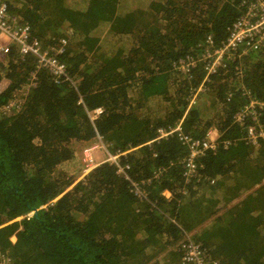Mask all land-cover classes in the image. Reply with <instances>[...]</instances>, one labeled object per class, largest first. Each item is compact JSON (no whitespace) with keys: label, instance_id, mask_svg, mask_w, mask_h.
I'll list each match as a JSON object with an SVG mask.
<instances>
[{"label":"trees","instance_id":"obj_1","mask_svg":"<svg viewBox=\"0 0 264 264\" xmlns=\"http://www.w3.org/2000/svg\"><path fill=\"white\" fill-rule=\"evenodd\" d=\"M1 1L11 28L26 25L76 89L54 84L13 43L0 55V224L24 217L14 244L11 224L0 229V252H26L15 264H177L186 232L207 264H264V144L246 143L249 121L233 120L243 88L264 100V46L206 80L201 60L242 0ZM186 58L188 75L177 68ZM21 90L24 104L8 107ZM179 121L192 138L216 131L199 180L183 178L176 137H158ZM96 136L138 192L105 161L59 197L73 182L57 168L74 159L71 143Z\"/></svg>","mask_w":264,"mask_h":264},{"label":"built area","instance_id":"obj_2","mask_svg":"<svg viewBox=\"0 0 264 264\" xmlns=\"http://www.w3.org/2000/svg\"><path fill=\"white\" fill-rule=\"evenodd\" d=\"M241 5L244 8V12L231 23L222 44L214 48L209 36L205 41L204 51L201 56L205 71L204 80L209 74L217 72L218 67L225 69L226 65L224 63L226 61L235 57L239 59L241 56L264 45V0H242ZM8 19L6 4L0 0V53L7 54L9 44L13 42L18 46L20 56H31L35 61L36 68L47 70L54 83H67L75 87L64 64L50 52L41 50L36 40L27 38V26L23 25L18 30L12 29ZM64 45H66L65 40L60 39L56 51H61ZM194 65V61L191 58H186L178 61L177 68L185 75H188L190 68H193ZM242 96L245 98V102L236 110L233 120L239 125H245L247 120L250 122L245 127L246 143L252 146H258L260 143L264 144V122L260 121L262 109H264V100L258 99L245 88L242 89ZM194 98L195 94L192 95L190 103L193 102ZM12 104L19 106V102L14 99L8 107ZM157 133L159 137H167L173 134L180 144L186 148L187 156L182 161L184 175L186 178L198 180L200 175L196 160L203 157L206 152L216 148V131L208 130L204 137L200 139L192 138L182 132L181 125L178 123L172 129L159 128ZM89 150H85L87 159L90 157V154H87ZM110 159L117 165L115 157H110ZM118 171L124 174V177L128 180L121 168L118 167ZM131 186L138 192L134 183H131ZM180 246L182 252L181 264H202L204 254L199 246L193 243L188 236L182 239ZM3 260L7 261V258L0 253V264H6L3 263Z\"/></svg>","mask_w":264,"mask_h":264},{"label":"clouds","instance_id":"obj_3","mask_svg":"<svg viewBox=\"0 0 264 264\" xmlns=\"http://www.w3.org/2000/svg\"><path fill=\"white\" fill-rule=\"evenodd\" d=\"M62 39V38H61ZM65 40V39H64ZM65 42H66V40H65ZM13 43V42H12ZM11 43V44H12ZM11 44H9V45H11ZM14 44V43H13ZM264 46V45H263ZM262 46V47H263ZM262 47H260V48H262ZM57 48V47H56ZM259 48V49H260ZM63 49V46H62V48H61V50ZM46 51V50H45ZM48 52H50V50L48 51ZM53 52V51H52ZM56 52H60V51H56ZM51 53V52H50ZM0 55H5V54H2V53H0ZM54 55V54H53ZM54 57L58 60V58L54 55ZM60 61V60H59ZM61 62V61H60ZM62 63V62H61ZM64 64V63H63ZM64 66H65V64H64ZM35 68H36V66H35ZM37 69V68H36ZM65 69H66V66H65ZM45 70V69H44ZM47 71V70H46ZM66 71H67V69H66ZM48 72V71H47ZM182 72V71H181ZM49 73V72H48ZM67 73H68V71H67ZM183 73V72H182ZM69 75V77L71 78V76H70V74H68ZM33 76V77H32ZM49 76H50V73H49ZM50 78H51V76H50ZM33 80H34V74L32 73L31 75H30V84H32L33 83ZM52 80V79H51ZM71 80H72V78H71ZM73 81V80H72ZM53 82V81H52ZM54 83V82H53ZM74 83V82H73ZM54 84H56V83H54ZM59 85L60 84H65V85H67V86H69V87H71V88H73V89H76V87H72V86H70V85H68L67 83H58ZM74 86H75V84H74ZM18 93L20 94V99L19 98H17L16 100L19 102V105H21V104H24V101H25V97H26V95H25V91H23V90H21V91H18ZM254 95V94H253ZM255 96V95H254ZM260 100H262V99H260ZM101 111L102 110H100V109H96L95 110V114H99V113H101ZM91 119H93V117H91ZM260 121L261 122H264V121H262V116L260 117ZM235 122V121H234ZM178 123H180V125H181V121H179ZM177 123V124H178ZM236 123V122H235ZM250 123V122H249ZM176 124V125H177ZM236 124H238V123H236ZM175 125V126H176ZM239 125V124H238ZM247 125V124H246ZM174 126V127H175ZM240 126H244V125H240ZM173 127V128H174ZM172 129V128H171ZM182 129V128H181ZM158 130V129H157ZM210 130H214V129H210ZM158 134V133H157ZM172 135V134H171ZM186 135V134H185ZM158 137H159V135H158ZM191 137V136H190ZM96 138V141H97V145H95V144H93V140H94V138L93 139H91L90 141H88V142H72V143H90L91 141H92V143L88 146V147H86V149H83L82 150V153H81V167L82 168H84L83 169V172H82V176H79V178L77 179V178H75V179H77L76 181H74L75 179H72L71 178V180L73 181L70 185H69V187L59 196V197H61L65 192H67V191H69V190H71L72 189V187H73V185L76 183V182H78L79 180H81L92 168H94L95 166H97V165H99L100 163H102V162H105V161H111L112 163H114L111 159H110V157H115V159H116V163H118L117 162V157L116 156H111V155H109L108 153H107V151L105 150V146L102 144V142H101V140H100V138L98 137V136H96L95 137ZM159 138H161V137H159ZM165 138V137H164ZM95 141V140H94ZM179 142V141H178ZM71 143V144H72ZM180 143V142H179ZM181 145V144H180ZM182 146V145H181ZM184 147V146H183ZM254 147H257V146H254ZM185 148V147H184ZM73 149V148H72ZM88 149H90L89 151H87V154H90V153H92V155H93V158L95 159V160H93L92 158H91V154H90V157H89V159H87V156H85V150H88ZM186 149V148H185ZM74 151V150H73ZM97 151H103V152H101V157L100 158H95L96 156H97ZM187 151V150H186ZM210 151H212V150H210ZM102 155H103V157H102ZM79 155H77V157H78ZM186 156H187V154H186ZM186 156H185V158H186ZM76 158V153H75V151H74V159ZM102 158V159H101ZM184 158V159H185ZM202 157H200V158H198L197 160H196V163L201 159ZM74 159H72V160H74ZM104 159V160H103ZM183 159V160H184ZM72 160H70V161H72ZM85 160H88V161H85ZM98 160H100L99 162H97ZM70 161H67V162H64V163H62V164H60L57 168H61L62 169V167H63V165L65 164V163H68V162H70ZM115 164V163H114ZM116 165V164H115ZM116 167H119V165L117 164L116 165ZM120 168V167H119ZM182 168H183V164H182ZM118 173H120V174H122L121 172H119L118 171ZM198 173H199V166H198ZM123 175V177H124V174H122ZM199 175H200V177H201V174L199 173ZM183 178L186 180V181H188V180H190V178H186L185 177V175H184V168H183ZM124 179L128 182V184H130L131 185V181H129V180H127L125 177H124ZM200 179V178H199ZM198 179V180H199ZM195 180H197V179H195ZM212 182V181H211ZM58 197V198H59ZM34 214V212H29L28 214H27V216H31V215H33ZM24 217H22V216H20V217H17V218H15V219H13V220H11V221H9V222H4V223H1L0 224V227L3 225V224H11V225H14L15 224V226H14V228H13V230H14V233H12L11 232V234L15 237V232H16V230H18L19 229V223H20V221L23 219ZM205 225H207V222H205L202 226H205ZM10 234V235H11ZM9 235V236H10ZM9 236H8V239H9ZM185 236H188L189 238H190V240L193 242V243H195V244H197L198 246H199V248L202 250V252H203V254H204V258H203V262H202V264H207L208 263V257H207V254H206V252L204 251V249L198 244V243H196V242H194V240L192 239V234L191 233H186V232H183V235H182V237H181V239H180V241H179V243H178V251H179V260H178V263L177 264H181V259H182V252H181V246H180V244H181V241H182V239L185 237ZM15 240H16V238H15ZM8 242L10 243V241L8 240ZM11 244V243H10ZM14 244V243H13ZM12 245V244H11ZM2 255H4L6 258H7V261H6V264H15V262H16V255H17V253L15 252L14 253V255H11L10 253H9V251H7V250H4V251H2V252H0ZM189 264H193V263H189Z\"/></svg>","mask_w":264,"mask_h":264},{"label":"rangeland","instance_id":"obj_4","mask_svg":"<svg viewBox=\"0 0 264 264\" xmlns=\"http://www.w3.org/2000/svg\"><path fill=\"white\" fill-rule=\"evenodd\" d=\"M95 140V141H94ZM93 140V144L97 145V141H96V138H94ZM92 143V141L90 143H72L71 144V147L73 148V150L75 151L76 153V158L68 163H65L62 167V169L66 172L67 176L72 178V179H75V178H79V176H82V172H83V169L81 167V153H82V150L83 149H86V147H88L90 144ZM101 152L103 151H97V156H100L101 155ZM91 154V158L93 160H95L93 158V155L92 153ZM77 155H79L77 157ZM103 157V155H102ZM102 159V158H101ZM104 160V159H103ZM100 160H98L97 162H99ZM77 178V179H78ZM77 179H75L74 181H76ZM165 196H168V194H165ZM9 240V239H8ZM6 248V247H5ZM25 256L26 255V252H22V253H18L16 255L17 256ZM36 260V259H35ZM26 261V259H24V262ZM3 263H6L5 260H3ZM20 264H24L23 261L20 263ZM41 264H48L47 262H45L43 259L41 261Z\"/></svg>","mask_w":264,"mask_h":264},{"label":"crops","instance_id":"obj_5","mask_svg":"<svg viewBox=\"0 0 264 264\" xmlns=\"http://www.w3.org/2000/svg\"><path fill=\"white\" fill-rule=\"evenodd\" d=\"M238 125V124H237ZM238 126H240V125H238ZM101 157V155L100 156H96L95 158H100ZM7 226H9L8 224H3L1 227H0V229H3V228H5V227H7ZM14 226H15V224L14 225H11V227H13L14 228ZM15 229V228H14ZM9 241H10V243L11 244H13L14 242H15V237L13 236V235H10L9 236Z\"/></svg>","mask_w":264,"mask_h":264},{"label":"bare ground","instance_id":"obj_6","mask_svg":"<svg viewBox=\"0 0 264 264\" xmlns=\"http://www.w3.org/2000/svg\"><path fill=\"white\" fill-rule=\"evenodd\" d=\"M59 45V43L56 45V47Z\"/></svg>","mask_w":264,"mask_h":264}]
</instances>
